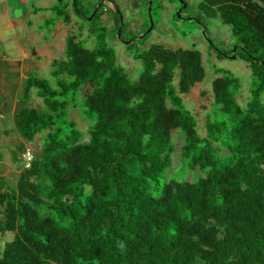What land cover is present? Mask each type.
<instances>
[{"label": "trees", "instance_id": "obj_1", "mask_svg": "<svg viewBox=\"0 0 264 264\" xmlns=\"http://www.w3.org/2000/svg\"><path fill=\"white\" fill-rule=\"evenodd\" d=\"M69 6L77 12L78 0H56L44 26L69 22ZM103 6L97 0L88 14ZM197 8L196 21L219 19L237 38L233 59L250 73L245 102L238 79L214 69L200 135L182 100L205 77L198 49L154 43L136 51L142 71L134 80L102 39L87 48L67 34L64 56L51 62L56 88L25 78L24 95L34 89L43 107L19 109L15 127L42 143L27 150L32 159L14 185L0 176V233L14 234L0 264H264V0H199ZM84 86L81 111L92 124L80 142L64 109ZM175 131L182 168L202 173L193 181L166 175Z\"/></svg>", "mask_w": 264, "mask_h": 264}, {"label": "rangeland", "instance_id": "obj_2", "mask_svg": "<svg viewBox=\"0 0 264 264\" xmlns=\"http://www.w3.org/2000/svg\"><path fill=\"white\" fill-rule=\"evenodd\" d=\"M36 1L25 0L27 8L30 10L28 16L25 17V20L30 22L26 31L19 29V32L15 34V31L5 27L6 21L0 25V68H3L4 71L3 74L0 73V79L3 80H0V127L5 124L7 129L12 127V108L16 106L18 109L20 102L23 104L22 107H33L36 110L43 107L42 100L36 95L34 89L27 96L24 95V77L26 75L37 76L46 80L52 88H56L58 78L50 74L51 62L53 59H59L64 56L63 50H56L51 51V54H46L45 52L37 61L35 57H31L32 52L37 50L39 53V49L45 50L47 47L46 43L51 42L53 46H56V43H63L60 36L57 37V42H55L50 35L52 28H55L58 22H62L61 19L57 18L52 25L47 24L44 26V21L54 16L51 7L55 5L56 0L45 1L50 2L48 9H38V6L42 4L39 3L40 5H38ZM186 1L187 6L182 7L179 0H153L150 18L152 24H154V29L148 34L146 39H137L132 36L142 34L150 25L149 13L147 11L148 5L145 4L144 0H115L124 22V26L120 32L121 39L124 41L131 40L126 44L118 37V30H116L114 19L115 9L108 0L104 1L103 6V9L107 8V11H103L102 14L96 17H93V11L88 14L90 10L87 9H90V3L93 5L97 0H78L77 9L79 12L85 13V16L82 18L78 10L76 12L72 6H69L67 9L69 16L67 34H73L82 39L87 48L95 47L98 41L102 39L108 47L114 50L116 63L123 66L134 80H137L142 71L141 61L133 59L132 56L136 51L145 50L154 43L162 44L169 48L194 47L198 49L201 52L205 67V77L189 94L182 95V100L186 108L192 111L196 119H198L197 130L202 135L205 133L203 124L206 114L212 109L211 81L215 77L214 69L229 70L238 79L239 93L242 94V99L239 102L242 104L249 94L250 73L249 68L246 67V63L238 58L233 59L224 55L217 57L216 53L219 50L231 52V54L234 51V44L237 42V38L231 34L229 27L222 24L219 19L203 18L201 22L196 21L195 16L200 17V12L197 8L199 0ZM16 12L19 14L17 9ZM117 16L120 18L119 13H117ZM89 17L91 18L89 19ZM144 25L146 27L143 30ZM17 27L20 28L21 23H17ZM205 28L207 29L208 39L210 38L211 42L208 41L207 35L204 33ZM38 32H40L38 40L33 42L32 37ZM210 43L216 49L210 48ZM22 51L28 53L30 58H33L35 61L34 66L24 70V76H22V72L20 73L21 69L12 67L14 61H19L22 58ZM46 55L47 57H45ZM60 78L64 80L69 79L67 75H62ZM23 80L24 83H22ZM86 88L85 86L81 87L75 94L71 95L73 103L76 104L75 107L68 106L64 109L66 118L74 122L77 129L81 132L80 142L90 140L89 128L92 124L90 119L82 114L80 106L82 93ZM262 97H264V94ZM59 126L63 127L60 123ZM63 130L67 132L68 128H63ZM172 140L175 152L172 156V165L167 170L166 175L173 176L178 180H195L198 178L197 173L199 175H202V173L198 169L191 171L187 166L182 168L178 160L181 139L176 131L173 133ZM41 143L42 139L37 143L39 147H41ZM6 180L8 184H12L11 177ZM13 235L9 231L3 234L0 233V251L2 250L3 243L11 241Z\"/></svg>", "mask_w": 264, "mask_h": 264}, {"label": "crops", "instance_id": "obj_3", "mask_svg": "<svg viewBox=\"0 0 264 264\" xmlns=\"http://www.w3.org/2000/svg\"><path fill=\"white\" fill-rule=\"evenodd\" d=\"M46 0H37L36 2L38 5L41 3L42 5L38 6V9L44 8L48 9L50 6V2H45ZM53 1V0H51ZM105 0H103L104 3ZM111 5H113L114 9L116 10L113 2L111 0H108ZM115 1V0H114ZM116 3V2H115ZM92 3H90L89 7L92 6ZM117 4V3H116ZM31 5H33L31 3ZM19 11V14L16 12ZM107 11V8H104V11ZM28 13H30V10H28L26 6L25 0H0V25L2 22H5V27L12 29L15 31V34H17L19 29L22 31H26L27 28L30 25V22H27L25 20V17L28 16ZM115 19V17H114ZM17 23H21V27H17ZM69 23V22H68ZM68 23L58 22L57 26L55 28H52V30L49 32V34L52 36V39L57 42V37L60 36L62 38V44L56 43V46H53L52 43H46V49H39L38 51L32 52L31 57H35L36 61L45 54H51V51H64V43H65V37L68 32ZM145 26V25H144ZM43 31V30H41ZM40 35V32L36 33L35 36L32 37V41L35 42L38 40V36ZM47 40V39H44ZM56 48V49H55ZM21 59L18 61H12L13 68L15 69H21L20 73H25V69L30 68L34 66V59L30 58V55L24 51L21 52ZM47 57V55L45 56ZM50 57V56H49ZM44 58V57H43ZM33 61V62H32ZM41 65V64H40ZM39 65V66H40ZM2 67V66H1ZM1 69V74L4 73L3 68ZM26 78V76L24 77ZM3 81L2 79H0ZM24 83V80L22 81ZM1 91V88H0ZM22 103L20 102L18 105V109L16 106L12 108V127L7 129L6 125L0 127V176H4L6 179L11 177V185L15 184V181L17 179V176L21 169L25 167V159L23 158V154L27 150L33 151V148L37 147V143L39 142V136L36 135L34 140L31 142H28L18 134L17 129L15 127V118L19 111V109L22 108ZM1 116V115H0ZM2 119V118H1ZM38 141V142H37Z\"/></svg>", "mask_w": 264, "mask_h": 264}, {"label": "water", "instance_id": "obj_4", "mask_svg": "<svg viewBox=\"0 0 264 264\" xmlns=\"http://www.w3.org/2000/svg\"><path fill=\"white\" fill-rule=\"evenodd\" d=\"M179 2L182 4V6H184V4L182 3V1L181 0H179ZM150 7H151V0H149V2H148V8H147V11H148V13H149V18H150ZM116 8V7H115ZM93 13H94V11L92 12V15H93ZM91 17H89V19H90ZM151 27H152V21H151V18H150V25H149V27L142 33V34H140V35H138V36H136V38L137 39H141L142 37H144L146 34H148L149 33V31L151 30ZM118 37H119V39L121 40V41H123L124 43H126V44H128L131 40H122L121 39V35H120V32L118 31ZM227 57H229V58H234V51H233V53L231 54V55H229V56H227ZM4 244V243H3Z\"/></svg>", "mask_w": 264, "mask_h": 264}, {"label": "built area", "instance_id": "obj_5", "mask_svg": "<svg viewBox=\"0 0 264 264\" xmlns=\"http://www.w3.org/2000/svg\"><path fill=\"white\" fill-rule=\"evenodd\" d=\"M23 158L25 159V162H26L25 166H29L30 161H31V159H32V155H31V153H30L29 151H26V152L23 154Z\"/></svg>", "mask_w": 264, "mask_h": 264}]
</instances>
